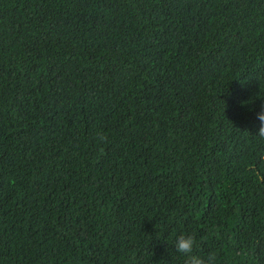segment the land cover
Wrapping results in <instances>:
<instances>
[{"label":"trees","instance_id":"16d2710c","mask_svg":"<svg viewBox=\"0 0 264 264\" xmlns=\"http://www.w3.org/2000/svg\"><path fill=\"white\" fill-rule=\"evenodd\" d=\"M262 103L264 0H0V264H264Z\"/></svg>","mask_w":264,"mask_h":264},{"label":"clouds","instance_id":"9594fccd","mask_svg":"<svg viewBox=\"0 0 264 264\" xmlns=\"http://www.w3.org/2000/svg\"><path fill=\"white\" fill-rule=\"evenodd\" d=\"M260 111L256 114L257 118L260 121V127L258 129V131L256 132V136L264 141V103L261 104L260 106ZM101 139H104L103 136H101ZM103 150L101 149V152ZM255 175H257V179H261V177L259 176L258 173H253ZM230 243H235V241L230 240ZM197 246V242H196V238L193 235H179L176 237L175 243H174V247L175 250L178 253L183 254V256L185 257L184 260V264H216V255L210 254L207 257V260H205L203 257L197 255L194 252V248Z\"/></svg>","mask_w":264,"mask_h":264}]
</instances>
